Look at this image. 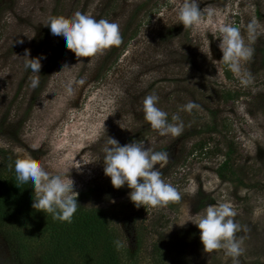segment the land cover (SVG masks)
<instances>
[{
	"label": "rangeland",
	"instance_id": "obj_1",
	"mask_svg": "<svg viewBox=\"0 0 264 264\" xmlns=\"http://www.w3.org/2000/svg\"><path fill=\"white\" fill-rule=\"evenodd\" d=\"M146 1L0 0V142L8 145L0 147V169L5 156H17V148L46 167L64 161L71 168L68 175L74 191L94 189L90 198L78 204L116 215L113 223L119 224L128 248H138L134 245L137 224L149 231L137 264L160 259L165 264H233L221 249L204 252L195 224H176L188 219L189 212L195 215L209 204L230 202L237 212L233 219L240 225L236 235L243 238L238 264H264V0H199L205 15L208 9L225 13L224 22L240 28L246 43L247 27L254 23L252 55L242 65L247 83L219 61V38L208 35L209 59L199 49L200 38L174 24V0H150L137 12L124 42L91 58H77L47 26L54 17L70 19L79 11L117 23L121 35ZM136 29V36L125 46ZM26 52L30 58L42 57L36 88L30 80L36 74L25 67ZM220 68L222 73L217 71ZM227 90L239 96L225 100L221 96ZM146 95L158 96L156 106L168 114V121L182 124L180 135H161L144 120ZM189 101L194 107L185 110ZM207 121H215L218 129L241 143L236 180L217 174L222 155L201 158L191 152L192 144L208 135L200 132ZM212 136L217 139L210 148L222 135ZM108 137L121 145L138 141L153 151L166 152L162 178L178 190L180 199L136 207L128 196L131 189L114 188L104 174ZM193 184L195 190L187 192ZM49 215L22 228L14 222L1 227L0 264H35L34 258L51 240ZM151 226L155 228L150 232ZM94 252L100 260V250Z\"/></svg>",
	"mask_w": 264,
	"mask_h": 264
},
{
	"label": "clouds",
	"instance_id": "obj_2",
	"mask_svg": "<svg viewBox=\"0 0 264 264\" xmlns=\"http://www.w3.org/2000/svg\"><path fill=\"white\" fill-rule=\"evenodd\" d=\"M171 13L174 16V24H182L185 29H191L194 38H200L203 46L198 47L209 59L211 51L208 35L212 34L214 38H219L218 47L222 52L219 61L221 64H227L229 69L241 78V83H247L242 65L252 55L250 43L255 39L254 23L247 27L246 43L240 28L224 22L225 13L208 9L205 15L199 7V0H174ZM167 14L168 10H165L163 15ZM47 26L51 34L62 40L65 48L71 50L77 58H91L121 43L117 23L96 19L93 15L79 11L70 19L63 16L54 17ZM217 32L219 36H216ZM25 55L28 56L25 67L36 74L30 77L31 87L36 88L39 84L42 57L30 58L27 52ZM217 71L222 73L223 69ZM71 91L70 82L67 92L70 94ZM158 99L156 95L144 97L142 101L144 120L161 135H180L182 124L168 121V114L156 106ZM193 107L191 101L184 105L185 110H191ZM172 120L177 121L178 117L173 115ZM252 146L255 147L254 144ZM0 147L7 148L8 145L0 142ZM32 147L35 149L37 145L33 144ZM15 152L17 159L14 162V181L16 185H31L34 195L32 207L50 214L53 220L71 222L79 205L78 193L74 191L73 180L68 175L71 168L64 161L48 164L46 167L44 163L37 162L22 149L17 148ZM103 153L105 176L110 177L111 184L116 189L127 185L131 189L128 193L129 199L136 207L161 206L180 199L178 190L162 178L160 169L167 163L166 152L153 151L149 146L146 147L145 143L138 141L121 145L115 138L108 137ZM48 168L55 171H49ZM194 190V184L186 189L187 192ZM255 211L258 215L261 210L257 208ZM236 215L232 203L217 202L207 205L202 213L191 215L189 212L188 219L176 224L184 226L187 222H192L200 231V241L205 253L221 249L226 258L230 257L233 264H238L237 257L243 252L241 247L243 238L236 235L240 231V225L233 219ZM114 245L117 250L122 247L119 240L114 241Z\"/></svg>",
	"mask_w": 264,
	"mask_h": 264
},
{
	"label": "trees",
	"instance_id": "obj_3",
	"mask_svg": "<svg viewBox=\"0 0 264 264\" xmlns=\"http://www.w3.org/2000/svg\"><path fill=\"white\" fill-rule=\"evenodd\" d=\"M149 1L141 4L137 8L136 13L129 19L120 35L121 43L124 42L137 12ZM136 33L137 29L129 34L125 46L128 45L130 39L136 36ZM227 76L230 78L231 74L227 72ZM238 96V93L227 90L223 92L221 97L225 100H235ZM216 125L215 121L206 122L205 127L201 128L200 132L208 135L195 141L192 144L191 152L198 156L199 154L203 155L201 158L222 155L223 158L218 162L216 172L222 179L229 178L233 180V175L234 173L236 174L235 170H237L235 165L242 155L240 152L241 143L238 137L229 136L227 132H224L223 129H218ZM223 125L224 128H227L226 122ZM214 133L221 134V138L223 139L220 138L210 148L209 144L217 139V137L212 136ZM16 159L17 156H5V165L3 164L2 170L0 169V228L5 225L10 227L13 222L15 227L22 228L23 224L33 225L45 217V213L37 211L32 207L34 195L31 185H16L14 181V162ZM234 180L236 179L234 178ZM93 191V188L82 190L78 194L77 201L90 198ZM49 217L52 216L49 215ZM115 217L116 215H111L107 210L89 208L79 204L71 222H61L52 219L48 224L51 227L49 229L51 240L45 246L44 251L34 258L36 260L35 264H137L138 253L141 250L144 237L149 231H145L144 227L137 224L134 233V245L138 248L132 250L124 243L123 233L119 224L113 223V218ZM154 228L151 226L150 232ZM116 240H119L122 244L119 250L114 245V241ZM96 249H99L100 253H102L100 260H97L98 257L94 252ZM90 254H92L91 257ZM152 264L165 263L160 259V261L152 262Z\"/></svg>",
	"mask_w": 264,
	"mask_h": 264
}]
</instances>
